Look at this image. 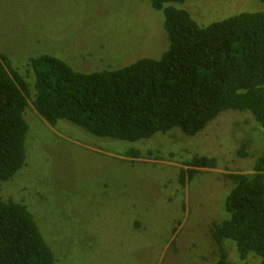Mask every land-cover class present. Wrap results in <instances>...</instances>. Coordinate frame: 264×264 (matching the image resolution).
Returning a JSON list of instances; mask_svg holds the SVG:
<instances>
[{
    "label": "rangeland",
    "instance_id": "374dc122",
    "mask_svg": "<svg viewBox=\"0 0 264 264\" xmlns=\"http://www.w3.org/2000/svg\"><path fill=\"white\" fill-rule=\"evenodd\" d=\"M170 6L200 27L264 9L258 0ZM163 24L148 0H0V54L20 71L40 55L81 73L118 69L158 59L168 45ZM36 116L25 113L26 162L0 184V196L26 205L53 264L215 263L210 226L227 217L232 188L222 176L251 174L261 149L249 114L224 112L194 137L174 129L136 142L95 138L66 121L52 127ZM244 141L252 157L240 159L235 152ZM196 155L218 166L180 188L179 168ZM224 246L235 264L257 263L254 255L240 260L231 241Z\"/></svg>",
    "mask_w": 264,
    "mask_h": 264
},
{
    "label": "trees",
    "instance_id": "16d2710c",
    "mask_svg": "<svg viewBox=\"0 0 264 264\" xmlns=\"http://www.w3.org/2000/svg\"><path fill=\"white\" fill-rule=\"evenodd\" d=\"M148 1L164 16L168 45L158 59L81 73L49 55L29 59L20 71L0 54V184L25 165V113L52 127L66 121L92 137L127 142L174 129L194 137L224 112L247 113L261 130V149L252 157L250 141L240 143L235 156L252 157L253 172L222 176L232 186L227 217L211 224L210 237L214 264H235L226 241L240 260L254 255L264 264V9L200 27L170 6L185 0ZM217 166L214 157L193 156L177 183L182 188L201 169ZM51 249L26 205L0 196V264H53Z\"/></svg>",
    "mask_w": 264,
    "mask_h": 264
}]
</instances>
